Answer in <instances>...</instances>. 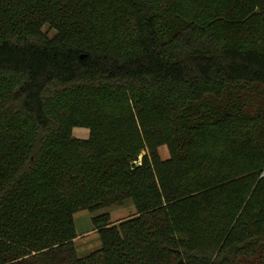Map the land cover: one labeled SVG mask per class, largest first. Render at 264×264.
Here are the masks:
<instances>
[{"label": "trees", "instance_id": "trees-1", "mask_svg": "<svg viewBox=\"0 0 264 264\" xmlns=\"http://www.w3.org/2000/svg\"><path fill=\"white\" fill-rule=\"evenodd\" d=\"M0 21V264H264V0H0ZM127 200L80 256L74 214Z\"/></svg>", "mask_w": 264, "mask_h": 264}, {"label": "rangeland", "instance_id": "rangeland-1", "mask_svg": "<svg viewBox=\"0 0 264 264\" xmlns=\"http://www.w3.org/2000/svg\"><path fill=\"white\" fill-rule=\"evenodd\" d=\"M3 27L4 23L0 21V28ZM42 32L49 38H52L57 34V30L52 28L49 24L43 25ZM89 133V129L82 127H75L72 131L73 137L77 139H88ZM158 152L162 160L168 159L171 155L170 147L167 144L159 146ZM103 213H109L110 220L118 223L120 220L133 216L136 213V208L131 200H127L121 205L106 207L95 212L82 210L75 213L74 218L78 237L75 239L74 243L77 253L80 256H85L101 246L99 235L93 230L94 226L92 218L95 215Z\"/></svg>", "mask_w": 264, "mask_h": 264}, {"label": "crops", "instance_id": "crops-1", "mask_svg": "<svg viewBox=\"0 0 264 264\" xmlns=\"http://www.w3.org/2000/svg\"><path fill=\"white\" fill-rule=\"evenodd\" d=\"M94 232H96V230H94Z\"/></svg>", "mask_w": 264, "mask_h": 264}]
</instances>
